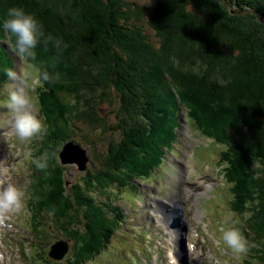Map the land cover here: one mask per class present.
<instances>
[{
    "label": "trees",
    "instance_id": "obj_1",
    "mask_svg": "<svg viewBox=\"0 0 264 264\" xmlns=\"http://www.w3.org/2000/svg\"><path fill=\"white\" fill-rule=\"evenodd\" d=\"M260 3L154 0L146 9L128 0H0V84L13 68L4 42L15 51V37L3 28L8 9L22 8L42 25L36 59H25L50 76L35 91L43 132L31 152L27 207L33 232L45 218L56 236L69 240L66 264L90 262L108 246L123 212L95 195L135 189L133 179L149 177L176 138L182 108L191 128L224 145L219 162L231 210L241 218L234 228L264 254ZM84 129L107 131V147L81 181L72 182L57 153ZM44 156L45 167L38 168L34 161Z\"/></svg>",
    "mask_w": 264,
    "mask_h": 264
},
{
    "label": "rangeland",
    "instance_id": "obj_2",
    "mask_svg": "<svg viewBox=\"0 0 264 264\" xmlns=\"http://www.w3.org/2000/svg\"><path fill=\"white\" fill-rule=\"evenodd\" d=\"M128 1L137 2L148 9L154 0ZM262 4L263 0L258 5ZM247 12L245 9L242 13ZM21 63V59L15 56L14 70ZM9 83L7 81L0 85V102L7 98L6 86ZM53 94L56 96V93ZM53 94H50L52 98ZM65 97L67 100L74 98L69 95ZM35 102L34 98L39 116ZM181 112L178 114L177 139L167 150L164 163L156 170L154 176L143 181L136 180L137 188L134 191L126 190L121 195L124 202L117 199V205L123 208L124 213L125 210L128 211V215L125 214V224L116 231L107 250L102 251L92 262L83 264H168L170 248L179 258V264L253 263L249 255L250 247L247 252L236 254L222 239L223 232L229 228L227 221L233 214L228 210V189L222 185L225 184L224 181L220 183V173L223 171H220L217 164L218 147L188 126L184 108ZM3 118V110L0 109V119ZM80 133L71 141L86 150L89 161L95 160V154L100 158L106 151L108 132L84 129ZM88 140H95L90 147L86 145ZM34 141H20L11 137L7 142L0 143V160L8 166L12 182L24 191V197L30 145ZM66 166L70 168L69 172L72 170L74 173L73 178L70 175L73 181H80L84 176V172L78 171L72 163ZM87 166L92 167L90 162H87ZM110 192L113 194L110 195ZM107 193L109 196L118 194L117 190L112 188ZM24 197L20 210L10 213L3 224H0V264H66L68 253L56 263H53V259L47 260V249L43 247L46 241L48 244L53 242L55 233L43 230L38 232V238H35L34 234L32 239L33 234L25 224L28 217L24 215ZM111 201L115 203L113 198ZM162 214V221H157L158 216ZM42 220L45 223L47 221L45 218ZM170 229H175L178 233L176 240H167L170 236L167 231ZM30 242L33 244L31 247ZM197 251L200 253L198 256ZM29 252L30 255L27 256ZM40 253L46 262L38 259Z\"/></svg>",
    "mask_w": 264,
    "mask_h": 264
},
{
    "label": "clouds",
    "instance_id": "obj_3",
    "mask_svg": "<svg viewBox=\"0 0 264 264\" xmlns=\"http://www.w3.org/2000/svg\"><path fill=\"white\" fill-rule=\"evenodd\" d=\"M3 28L15 37V51L22 63L16 70H7L6 76L10 82L7 87V98L0 102L4 118L0 119V143L7 142L11 137L20 141H29L42 135L43 125L38 119L34 105V93L44 82L50 80L49 73L41 70L34 63H25V59L35 61L37 45L43 37L42 25L32 15L19 7H11L7 11V19ZM48 40H52L51 37ZM59 48L62 41L56 40ZM47 157L44 156L34 163L38 168L45 167ZM24 191L11 180L8 166L0 161V224L10 213L20 210ZM223 241L236 253L248 250V241L238 228L223 232Z\"/></svg>",
    "mask_w": 264,
    "mask_h": 264
},
{
    "label": "water",
    "instance_id": "obj_4",
    "mask_svg": "<svg viewBox=\"0 0 264 264\" xmlns=\"http://www.w3.org/2000/svg\"><path fill=\"white\" fill-rule=\"evenodd\" d=\"M59 158L63 164L76 162L80 170L84 169L87 160L85 157V151L81 150L78 145L72 143H67L62 147L59 153ZM55 246H57V249ZM66 251L67 243L64 241H57L51 245L48 254L53 259H61Z\"/></svg>",
    "mask_w": 264,
    "mask_h": 264
},
{
    "label": "bare ground",
    "instance_id": "obj_5",
    "mask_svg": "<svg viewBox=\"0 0 264 264\" xmlns=\"http://www.w3.org/2000/svg\"><path fill=\"white\" fill-rule=\"evenodd\" d=\"M9 57V56H8ZM1 161V160H0ZM154 178V177H153ZM73 181V180H72ZM177 197V196H176ZM175 200V199H174ZM177 201V200H176ZM107 211V210H106ZM164 218V216H163V214L162 215H159L158 216V218H157V221H162V219ZM181 223V222H180ZM242 224V223H241ZM169 234H170V236L167 238V240L168 241H173L172 239L174 238L175 240L177 239V232L175 231V229H170V231L168 230L167 231ZM54 238V237H53ZM52 242V241H51ZM119 243V242H118ZM53 244V242L52 243H50L49 242V246H51ZM56 247V249H57V246H55ZM59 247V246H58ZM69 246H67V251H66V253H68L69 252ZM0 253H1V251H0ZM198 253H199V251H197L196 252V256H198ZM199 255H200V253H199ZM168 256H169V262H168V264H179V258L177 257V255L174 253V251L170 248L169 249V251H168ZM138 258V257H137ZM1 263V262H0ZM199 264H201V262H199Z\"/></svg>",
    "mask_w": 264,
    "mask_h": 264
}]
</instances>
